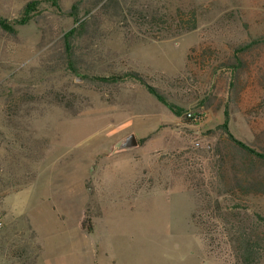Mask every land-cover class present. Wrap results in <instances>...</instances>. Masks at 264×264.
I'll return each instance as SVG.
<instances>
[{"label":"rangeland","instance_id":"1","mask_svg":"<svg viewBox=\"0 0 264 264\" xmlns=\"http://www.w3.org/2000/svg\"><path fill=\"white\" fill-rule=\"evenodd\" d=\"M160 1L0 0L8 22L36 3L0 27V264H243L249 236L264 264V195L233 191L210 133L228 106L233 137L264 142V0H174L198 27L155 40L133 13ZM135 73L197 120L110 79Z\"/></svg>","mask_w":264,"mask_h":264},{"label":"trees","instance_id":"2","mask_svg":"<svg viewBox=\"0 0 264 264\" xmlns=\"http://www.w3.org/2000/svg\"><path fill=\"white\" fill-rule=\"evenodd\" d=\"M175 3L174 0H166L165 2L160 1L153 4V10H151V6H147L145 8L141 7L140 10H136L135 13H133L138 17L137 19L140 21V26L144 28L146 33L144 34L145 36L150 39L163 40L174 38L197 29L198 17L196 9L193 7L176 5ZM35 11L36 3L30 2L24 8L20 19L8 22V20L0 18V27L7 32H13L15 27L23 26L29 23L33 18L32 13ZM83 24L84 23H82V25ZM75 32L76 30L73 29L64 36L67 42L66 46H69L68 39L73 37ZM254 44L255 42H250L238 45V48L235 51V58H232L235 62H227L222 67L232 68L235 72L238 69L245 67L248 59L247 57L250 55ZM192 51H194V49ZM125 77H132L133 79L139 81V83L146 88L147 92L151 96L171 111L177 118L184 117L185 123L191 125L195 120H197L196 116H193L183 107L173 103L167 94L159 88L147 83V81L136 73L127 74V76L113 77L110 79H112L113 83L118 84L123 83V81H125ZM110 79L102 78L100 80L107 82L110 81ZM235 79L236 78H234V80ZM233 84L234 81L231 80V89H233ZM224 115V124L218 126L215 130L210 132L213 135H217L220 145H223L224 150L226 149L223 158L224 161L221 163L222 170L224 167H228V164L231 163L230 165H232V163H235L236 159H239L241 165L239 167V171H237V173L235 172L233 177V191L239 192L243 196L264 195V177L263 174L260 173V171L264 169V142L261 140V136L257 133L255 134L256 145L247 146L236 140L228 128V106H226ZM262 135H264V131L262 132ZM218 155H220V153H218ZM226 160H230L229 163ZM239 172L244 175L243 178H240L238 175ZM249 237V239H244L240 242V249H242L241 259L243 264L255 263L254 255L256 253L255 248L258 246V241L251 239V236Z\"/></svg>","mask_w":264,"mask_h":264},{"label":"water","instance_id":"3","mask_svg":"<svg viewBox=\"0 0 264 264\" xmlns=\"http://www.w3.org/2000/svg\"><path fill=\"white\" fill-rule=\"evenodd\" d=\"M139 146V141L137 140V137L134 134H131L123 139L120 150H130L137 148Z\"/></svg>","mask_w":264,"mask_h":264},{"label":"built area","instance_id":"4","mask_svg":"<svg viewBox=\"0 0 264 264\" xmlns=\"http://www.w3.org/2000/svg\"><path fill=\"white\" fill-rule=\"evenodd\" d=\"M1 227H2V223L0 222V229H1Z\"/></svg>","mask_w":264,"mask_h":264}]
</instances>
